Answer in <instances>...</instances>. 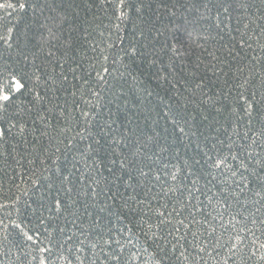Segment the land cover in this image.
Returning <instances> with one entry per match:
<instances>
[{
	"label": "trees",
	"instance_id": "1",
	"mask_svg": "<svg viewBox=\"0 0 264 264\" xmlns=\"http://www.w3.org/2000/svg\"><path fill=\"white\" fill-rule=\"evenodd\" d=\"M0 264H264V0H0Z\"/></svg>",
	"mask_w": 264,
	"mask_h": 264
},
{
	"label": "snow or ice",
	"instance_id": "2",
	"mask_svg": "<svg viewBox=\"0 0 264 264\" xmlns=\"http://www.w3.org/2000/svg\"><path fill=\"white\" fill-rule=\"evenodd\" d=\"M9 6H11V5H9ZM21 7H23V5H21ZM20 88H21V86H20L19 84H17V85H16V91H19ZM2 98H3V100H4L5 102H7V101L10 99L9 95H7V94H3V95H2ZM29 239H31V237H29Z\"/></svg>",
	"mask_w": 264,
	"mask_h": 264
}]
</instances>
